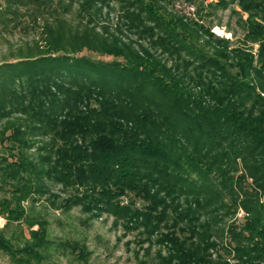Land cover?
Segmentation results:
<instances>
[{
	"label": "trees",
	"instance_id": "obj_1",
	"mask_svg": "<svg viewBox=\"0 0 264 264\" xmlns=\"http://www.w3.org/2000/svg\"><path fill=\"white\" fill-rule=\"evenodd\" d=\"M0 1V30L23 17L41 29L36 47L0 63V252L44 260L55 241L25 207L44 198L160 233L167 253L154 264H264V0L207 5L247 15L235 47L175 12L180 0ZM116 6L136 40L99 27ZM240 210L220 242L216 220ZM23 222L30 238L6 236ZM66 246L88 259L84 244Z\"/></svg>",
	"mask_w": 264,
	"mask_h": 264
},
{
	"label": "rangeland",
	"instance_id": "obj_2",
	"mask_svg": "<svg viewBox=\"0 0 264 264\" xmlns=\"http://www.w3.org/2000/svg\"><path fill=\"white\" fill-rule=\"evenodd\" d=\"M201 1L198 0L196 4H192L188 0H180L172 4L171 7L175 12L185 15V17L199 20L201 25L211 29V32L218 37L229 38L231 47L243 46L245 35L243 20L247 18V15L241 12L238 5L231 3L227 8L210 7L207 5L215 3L216 0H205L202 10L200 8ZM1 6H3L2 1H0ZM76 11L77 4L72 7V13L67 16L74 25H77L79 21ZM42 23L43 21L40 20L38 25H42ZM98 23L100 28L105 26L111 34L121 35L128 42L137 38L133 37V34L124 26L118 6L105 8ZM40 31L39 26L32 25L27 17L21 18L20 24L16 23L8 30L1 29L0 63L14 60L19 54H26L30 48L36 47L40 42ZM257 48L258 46L255 45L254 51ZM83 54L105 62L113 60L111 57L100 56L89 51H85ZM52 190L60 197H66L70 192L64 190L60 185H52ZM122 200L123 204H127L129 197ZM135 203L136 207H141L143 204L140 200H135ZM25 207L30 215L44 218L48 222L50 237L55 241V244L44 254V260L37 264H154L160 260V254L166 255L167 253V248L160 242V233L149 236L143 228L128 227L125 220L108 213L96 217L83 212L80 206H73L69 210L58 209L44 201V198L36 204L27 202ZM242 217L243 212L240 210L234 217L225 216L216 220L219 222L214 226L215 237L222 243L228 242L227 226L233 221H239ZM5 224V219L1 217L0 229ZM34 229H38V226H35ZM20 231L30 238V229L24 222L11 224L5 234L8 238L19 240ZM161 231L166 232V229ZM77 242L87 247L89 257L86 261L80 260L75 254L78 252L72 253L71 248L66 246V244ZM0 264L14 263L7 254L0 252Z\"/></svg>",
	"mask_w": 264,
	"mask_h": 264
},
{
	"label": "bare ground",
	"instance_id": "obj_3",
	"mask_svg": "<svg viewBox=\"0 0 264 264\" xmlns=\"http://www.w3.org/2000/svg\"><path fill=\"white\" fill-rule=\"evenodd\" d=\"M0 219H1V217H0Z\"/></svg>",
	"mask_w": 264,
	"mask_h": 264
}]
</instances>
